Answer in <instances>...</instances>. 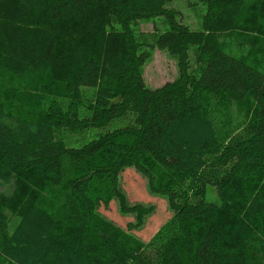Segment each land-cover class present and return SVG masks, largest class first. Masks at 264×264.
I'll return each instance as SVG.
<instances>
[{
    "label": "trees",
    "instance_id": "1",
    "mask_svg": "<svg viewBox=\"0 0 264 264\" xmlns=\"http://www.w3.org/2000/svg\"><path fill=\"white\" fill-rule=\"evenodd\" d=\"M171 1L0 0V70L52 73L75 99L93 89L85 116L75 102L31 116L0 103V180L15 186L0 195V258L264 264V189L247 187L264 182V48L253 59L227 41L264 0H206L201 29L178 20ZM159 15L169 28L151 44L176 57L178 75L151 88L142 77L149 51L132 25ZM60 127L103 131L74 147L55 137ZM128 166L167 194L172 211L148 242L131 232L153 207L127 204L119 181ZM211 184L218 203L205 200ZM112 197L135 214L128 229L100 214Z\"/></svg>",
    "mask_w": 264,
    "mask_h": 264
},
{
    "label": "rangeland",
    "instance_id": "2",
    "mask_svg": "<svg viewBox=\"0 0 264 264\" xmlns=\"http://www.w3.org/2000/svg\"><path fill=\"white\" fill-rule=\"evenodd\" d=\"M166 6L173 9L177 19L190 28H202L206 0H173ZM168 28V22L162 15L138 20L132 25V30L140 42L141 49L149 51V57L143 66L142 77L145 85L151 88L161 86L178 75L176 57L166 49L151 44L158 33L166 31ZM227 38L230 49L234 52L246 54L252 50L250 54L253 55V59H259L260 48H264V3L250 6L237 29ZM189 52L191 55L190 65L192 66L195 46H191ZM92 93L93 89L82 88L79 96L75 99L73 95L64 92L63 84L54 80L52 73L40 75L30 71L21 76H13L6 70H0V103L12 111L24 113L25 116H31L33 112L40 109L47 111L50 107L53 108L52 113L54 109L60 107L67 110L73 102L77 106L79 115L85 116ZM117 121L119 120L116 119L113 121L114 123L112 122L111 128L119 125ZM102 131L103 129L99 128L73 131L67 127H60L55 129V137L69 146L79 147L97 137ZM164 178V181H170L169 175L166 174ZM247 183L249 191L264 189V182L261 180H249ZM119 186L128 205L142 204L153 207L152 211L143 218L142 224L131 230L140 240L150 241L160 227L165 225L172 216L167 194L152 189L147 175L134 166H128L122 171ZM14 187L13 182L4 183L0 180V195L9 196ZM45 200H54V197L46 194ZM205 200L207 203H218L219 198L213 184L207 186ZM99 212L124 229H128V224L136 221L133 212L121 211L116 197L110 198L106 205L102 204L99 207ZM0 264L12 263L0 258Z\"/></svg>",
    "mask_w": 264,
    "mask_h": 264
}]
</instances>
